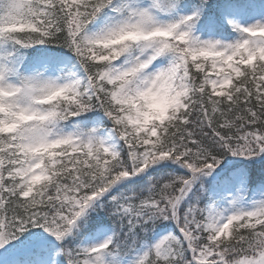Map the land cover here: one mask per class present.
I'll use <instances>...</instances> for the list:
<instances>
[{
    "label": "snow or ice",
    "instance_id": "obj_1",
    "mask_svg": "<svg viewBox=\"0 0 264 264\" xmlns=\"http://www.w3.org/2000/svg\"><path fill=\"white\" fill-rule=\"evenodd\" d=\"M0 264H264V0H0Z\"/></svg>",
    "mask_w": 264,
    "mask_h": 264
}]
</instances>
